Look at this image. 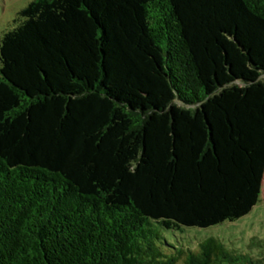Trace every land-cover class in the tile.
Returning a JSON list of instances; mask_svg holds the SVG:
<instances>
[{
	"label": "trees",
	"instance_id": "1",
	"mask_svg": "<svg viewBox=\"0 0 264 264\" xmlns=\"http://www.w3.org/2000/svg\"><path fill=\"white\" fill-rule=\"evenodd\" d=\"M0 38V264H264L209 238L264 176V0H33Z\"/></svg>",
	"mask_w": 264,
	"mask_h": 264
},
{
	"label": "rangeland",
	"instance_id": "2",
	"mask_svg": "<svg viewBox=\"0 0 264 264\" xmlns=\"http://www.w3.org/2000/svg\"><path fill=\"white\" fill-rule=\"evenodd\" d=\"M33 0H0V38L18 24V13ZM163 247L168 253L175 248L196 250L199 244L215 238L231 252L258 257L264 252V176L262 192L251 211L235 221L209 228L185 227L182 230H168L162 234Z\"/></svg>",
	"mask_w": 264,
	"mask_h": 264
}]
</instances>
